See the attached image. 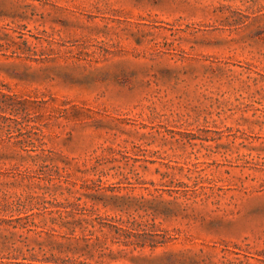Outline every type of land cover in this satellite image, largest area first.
<instances>
[{
  "label": "rangeland",
  "instance_id": "rangeland-1",
  "mask_svg": "<svg viewBox=\"0 0 264 264\" xmlns=\"http://www.w3.org/2000/svg\"><path fill=\"white\" fill-rule=\"evenodd\" d=\"M0 264H264V0H0Z\"/></svg>",
  "mask_w": 264,
  "mask_h": 264
}]
</instances>
